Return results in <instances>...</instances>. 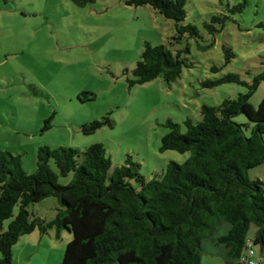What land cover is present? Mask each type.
I'll return each mask as SVG.
<instances>
[{
  "label": "rangeland",
  "instance_id": "obj_1",
  "mask_svg": "<svg viewBox=\"0 0 264 264\" xmlns=\"http://www.w3.org/2000/svg\"><path fill=\"white\" fill-rule=\"evenodd\" d=\"M185 3L183 23L196 25L199 35H187L172 46L175 20L148 4L95 0L82 6L73 0H0V146L21 154L27 173L37 167L36 152L43 144L85 149L101 142L112 160L110 171L131 156L147 178L161 175L171 160L184 162L191 151L160 148L162 137L170 131L165 122L171 118L184 131L188 117L201 118L203 103L216 105L249 90L245 84L229 81L204 87L203 80L235 72L252 83L257 74L264 73V0ZM213 16L225 22L214 21ZM145 40L175 50L190 46L191 65L184 66L180 78L171 82L159 75L131 86L128 78L135 77L132 71ZM224 44L235 53L230 62H226ZM263 99L264 77L249 101L258 106ZM104 116L111 117L109 123L96 132H83L82 124ZM49 117L51 127L45 130L44 120ZM233 119L247 123L250 132L253 122L244 113ZM52 166L60 183L71 181L72 172L62 176L54 162ZM248 175L264 182V163L250 168ZM58 201L50 196L32 203V217H55ZM256 230L257 225L251 223L249 236ZM39 233L37 229L26 238ZM71 234L64 230L59 244L66 248ZM204 242L202 264H234L226 258L223 246L213 248L208 240ZM65 248L57 247L58 255L53 250L50 261L61 264ZM43 253L31 264H39L37 259L45 263Z\"/></svg>",
  "mask_w": 264,
  "mask_h": 264
},
{
  "label": "trees",
  "instance_id": "obj_2",
  "mask_svg": "<svg viewBox=\"0 0 264 264\" xmlns=\"http://www.w3.org/2000/svg\"><path fill=\"white\" fill-rule=\"evenodd\" d=\"M73 1L85 6L95 0ZM126 2L148 4L174 19L172 46L187 35H199L196 25L183 23L185 0ZM213 20L225 22L218 16ZM223 47L230 62L235 53L229 45ZM190 52V46L175 50L145 40L129 84L149 82L159 75L167 82L180 78L184 66L191 65ZM263 77L259 73L248 83L231 72L203 80L204 87L229 81L245 84L249 90L216 105L203 103L201 118L188 117L184 131L168 119L165 125L170 131L161 139V150L191 151V155L182 163L171 160L161 175L152 178L143 175L140 163L131 156L110 171L112 160L101 142L85 149L43 144L36 152L33 173L24 169L21 154L0 146V264H14V245L22 234L36 229L45 233L50 228L56 229L58 238L63 230L72 233L61 264H202L207 240L224 246L226 258L234 264L249 238L263 251L264 182L248 175L250 168L264 163V99L258 106L249 101ZM239 113L253 122L250 132L247 123L233 119ZM51 118L44 120L45 130L51 127ZM110 119L85 122L82 130L96 132ZM52 162L60 175L73 173L69 183H60ZM50 196L59 200L56 216L32 217L29 206ZM251 223L257 225L254 236H249Z\"/></svg>",
  "mask_w": 264,
  "mask_h": 264
},
{
  "label": "crops",
  "instance_id": "obj_3",
  "mask_svg": "<svg viewBox=\"0 0 264 264\" xmlns=\"http://www.w3.org/2000/svg\"><path fill=\"white\" fill-rule=\"evenodd\" d=\"M50 219H52V218H50ZM5 225H7V224L5 223ZM36 231H37V229L31 233H35ZM39 231H40V233L38 235L37 234H31V236H29L28 238H26V235H29L30 233H27V234L24 233L20 236L18 241L15 243L14 249H13L14 264H31L33 261V258L35 259V257L40 254V251L45 252V253H43V254H45V259H44L45 263H41L42 261L40 259H37V261H39V264H60V263H58V260L55 262L50 261L49 255L53 254V250H55V249L58 250L57 247L59 248L62 246V250H63V248H65L64 245L59 244V238H60V236L64 230L61 232L59 238L56 236V229H54V228H50L45 233H43L42 230H39ZM30 241H33V243L31 244ZM211 243H212L213 248L222 246V245L216 244L215 242H211ZM223 248H224V246H223ZM224 251L227 255V249L226 248H224ZM25 252L27 254L25 256H23V253H25ZM56 253H57V251H56ZM57 255H58V253H57ZM0 257H1V253H0ZM22 257L24 259V262L22 261Z\"/></svg>",
  "mask_w": 264,
  "mask_h": 264
},
{
  "label": "built area",
  "instance_id": "obj_4",
  "mask_svg": "<svg viewBox=\"0 0 264 264\" xmlns=\"http://www.w3.org/2000/svg\"><path fill=\"white\" fill-rule=\"evenodd\" d=\"M264 260V250L254 244L252 238L247 239L246 248L242 256L239 257L237 264H260Z\"/></svg>",
  "mask_w": 264,
  "mask_h": 264
}]
</instances>
